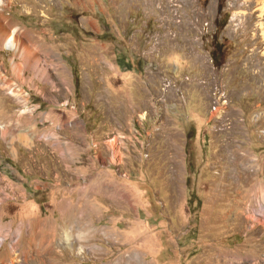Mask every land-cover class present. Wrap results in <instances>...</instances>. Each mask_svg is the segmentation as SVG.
I'll return each mask as SVG.
<instances>
[{"label":"rangeland","instance_id":"1","mask_svg":"<svg viewBox=\"0 0 264 264\" xmlns=\"http://www.w3.org/2000/svg\"><path fill=\"white\" fill-rule=\"evenodd\" d=\"M263 213L264 0H0V264H264Z\"/></svg>","mask_w":264,"mask_h":264},{"label":"bare ground","instance_id":"2","mask_svg":"<svg viewBox=\"0 0 264 264\" xmlns=\"http://www.w3.org/2000/svg\"><path fill=\"white\" fill-rule=\"evenodd\" d=\"M7 43L8 44H10L11 46H13L14 45V43H13V41H12V38L10 37L9 39H8V41H7ZM114 145V144H113ZM83 215V214H82ZM87 215V214H86ZM263 215H264V213H263ZM69 219H67L66 218V221H63L62 222V225H63V227L65 228V230H63V229H59V228H57V226H54V225H51V227H50V230H49V232L47 233L48 235H51L52 236V239L49 241V244L50 243H55L56 241H58V243H60L59 241H62V240H60V238L57 240V238H58V234H60V236L62 237V236H64V237H66V238H69V239H71V237H74V238H76V236H72V233L74 232V230L76 229L77 230V228H79V227H81V226H85V227H88L85 223L83 224V223H81L80 224V221L82 220V218H78L77 220H75L74 218H72L71 216L70 217H68ZM64 220V219H63ZM85 220V219H84ZM83 220V221H84ZM256 220V219H255ZM71 222H73V224H74V226H73V228L72 227H70L69 226V223H71ZM249 222V221H248ZM251 222H253L255 225H261V227L262 228H264V221H260V220H256V221H254V220H252ZM87 223V222H86ZM250 224V223H249ZM1 227V226H0ZM255 226L254 225H252V226H250V227H248L249 228V230H251V229H253ZM69 228V229H68ZM58 232V233H57ZM50 233V234H49ZM45 236V238L43 237L42 238V240H41V247H43V245L45 244V239H46V235H44ZM79 237L76 239V242H75V245L74 246H79V244H80V246L82 245H84L85 243H86V241H84V239H87V237H81L80 235H78ZM40 241V240H39ZM90 241V239L89 240H87V242H89ZM48 242V241H47ZM1 244H2V242H1V239H0V246H1ZM31 246V245H30ZM48 246V245H47ZM73 246V245H72ZM80 246H79V248H80ZM12 248V247H11ZM81 249V248H80ZM10 252V251H9ZM14 252V250L12 249V253ZM230 260V259H229ZM254 260V259H253ZM252 262H254V261H252ZM240 264H243V263H240ZM256 264V263H255ZM259 264V263H258Z\"/></svg>","mask_w":264,"mask_h":264},{"label":"trees","instance_id":"3","mask_svg":"<svg viewBox=\"0 0 264 264\" xmlns=\"http://www.w3.org/2000/svg\"><path fill=\"white\" fill-rule=\"evenodd\" d=\"M219 50H216L215 49V51L212 53V56H213V58L215 59V60H217L218 58H219Z\"/></svg>","mask_w":264,"mask_h":264}]
</instances>
